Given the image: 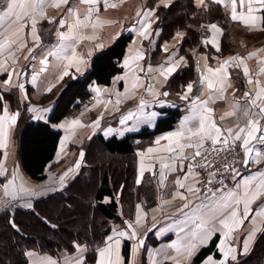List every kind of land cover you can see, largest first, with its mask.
<instances>
[{"label": "crops", "instance_id": "0c3cea01", "mask_svg": "<svg viewBox=\"0 0 264 264\" xmlns=\"http://www.w3.org/2000/svg\"><path fill=\"white\" fill-rule=\"evenodd\" d=\"M147 1L148 0H107V4L109 6L106 7L105 0H95V3L91 5L81 3L80 0H70L68 5L62 4L59 7H54V0H45L42 10L47 19L42 20L39 16H37L38 23L36 28L37 33L41 37L39 44H36L30 35V19L25 17L22 23H25L26 26L23 29L17 46L12 48L11 56H9L8 51H5L2 55H0V59L5 60L7 64L6 72L13 73L11 77V84L6 86L3 82L9 77L6 75L5 71H0V94L3 92L9 94L11 93L15 96V101L18 102V104L13 102L12 105L7 100H3L2 109L0 111V115H3L4 105L6 104L9 114H17L16 124L10 128L8 146L6 148H0V161H3V169H0L3 171V175H0L3 178V181L0 184V212L6 209L10 210L15 207H19L21 209H31L36 199L61 191L65 186H67L85 164L83 159L84 149H80V152L76 156L74 155V160L71 161V163H65V165L63 163V160L68 156V152L63 153L61 149V141H65V137L63 138V129L60 127V124L65 120V118L56 124H52L54 128L61 130V136L53 159L45 167L46 177L44 179L36 180L31 178L24 171L17 154L18 133L23 122H26L27 120L45 121L52 110L55 99L49 100L46 103H40L39 99L42 95L52 93L54 88H56V85L61 81L59 76L63 71V65L66 63V60L58 59L56 55H49V53H60V50L64 47V45L71 43V41H61L59 39L58 32L67 33L69 31L68 24H72L77 16L81 20H84L87 17L91 21H94L98 16L101 21H105V23H102L96 28H93L91 23H89L87 27H81L78 29V34L80 36L94 38L81 39L79 43L75 44L77 53L83 57L87 63L81 65L82 72H77L75 68L69 69L68 76H72L74 78L85 74V72L89 69L92 56L96 52L109 46L115 40L113 37L116 38L121 33L132 34V39L126 46L125 54L120 62L122 72L115 76L125 77V79L117 81L120 85L114 87L116 89L105 88V86L98 87L101 89L99 97H97L96 92H91L93 94V98L95 97L94 101L99 100V103L101 104H99L100 106L98 105L99 107L97 106L99 111L95 110L97 112L96 115L92 117L93 120L87 125L89 127L92 126L90 124H93V122L99 118V126L94 127V130L89 129L88 133L84 134L87 142L94 134L97 133L102 134L106 138L111 136L121 137L127 133L137 132L144 126L152 127L156 123L157 119L164 115L163 110L167 108H178L181 111V116L174 123V126L171 129L150 137V142L145 149H136V177L133 188L134 197L129 202L124 201L118 203L117 218L110 222V230L106 235L103 244L96 249V255L93 261H86V246L83 244H76L74 250L70 252L67 250H61L55 254L47 251L28 249L25 252L27 264H52V262H55V264H70V261L77 258L81 259V264H96V260L99 258V249L106 246L108 236L114 235L113 229L124 230L128 231L129 234L131 233L132 229L127 227L125 221L132 223L135 226L137 205H140L142 223L137 229V240L134 241L130 238H121L120 253L123 264L125 262L123 252L125 242H127L128 247L127 264H177V262H179V264H194L193 258L196 253L202 247L207 246L214 235L218 236L215 248L217 253H219V257L211 252L196 264H203L209 255L213 257V260L222 259V253H220L218 249V244L223 238L222 227L219 225V219H222L225 215H227L228 210H221L217 213H212L209 212L208 208H202L200 205L203 203L204 205L211 206L212 203L219 201L222 197L226 196L228 190L235 189L236 184L244 177L252 175L256 172H264V158H261L259 161H250L248 165L242 164V167L238 170L240 172V176H238L235 181L232 178L227 179L226 182L220 186L219 191L216 192L215 196L210 193L204 197H199L196 194L187 192V188L195 184L197 175L188 176V178L183 181L185 184L183 189H177V186L174 183L177 177H182L183 173L187 171L186 165L188 161H185V168L183 171L179 169L178 165V170L176 172L168 173V178L165 181V185L162 187L159 183V162L155 160H145V163H150L152 167L150 170H146L143 176L140 177L141 182L139 184L136 183L142 159L138 153H146L147 148L155 146L154 141L157 137L177 129L180 122L189 116L191 99L193 97L199 96L201 100H206L209 95H212L213 100L209 102L208 107L213 109V119L217 122L218 126L222 128L232 127L235 129L237 124L243 126L246 123V119L242 115V109L246 103V98H244L245 91H250L253 95L255 92L254 84L248 83L249 77H251L253 81L259 79L262 85H264V74L259 77L256 76V72L259 69L258 61L260 58H264V51L258 52L256 57L247 59V54L249 52H255L254 49H249L248 52L246 50L244 53L249 70L250 67L254 68L249 71V77L244 75L242 68V75L240 76L244 79H242L243 83H240V76L237 75L235 77L232 74V64L229 67V79L227 82L231 86L225 87L223 100L217 98L215 92L213 90H209L206 84L203 86L200 84V76L205 68V64L212 68L219 67V64L223 60L227 59L229 55H213V60L210 61L204 52L201 54L199 51L198 55L195 54L194 56L197 63V72L195 78L190 81L193 85V89L192 92L189 93V99H180V97L184 94L188 83L180 92H178V96L174 98V91L170 86H168V81L165 82L164 78L159 75L157 69L161 65L167 67L169 63H176L177 61H180V58L183 57L179 53L180 44L179 42H176L174 45L169 44L172 42L171 40L162 42L160 44V54L157 53L159 55L156 57L157 54H154L158 43L156 30H159L155 27L157 21L156 8L160 5V0H157L153 6H148ZM194 2L197 5H200V0H194ZM112 4H115L116 6L111 7L110 5ZM221 4L226 8V11L231 17V8L230 4L227 3V0ZM69 7L75 8V16L68 13L67 9ZM89 8L94 9L91 17H88ZM148 9H155L153 15L149 17V22L152 24L151 31L153 34L148 40H144L138 36L135 30L129 29H133V26L138 19L137 13L140 12L142 14ZM52 18H54L53 23H49L48 19ZM60 19H64L66 24L60 25ZM107 21H111V23H107ZM234 22L248 31L261 30L259 26L256 29L249 30L241 22ZM6 23L7 22L0 23V28L6 27ZM206 31H208L207 35L202 39V43L204 44L205 41L211 39L213 36L212 31L209 29ZM117 33H119V35H117ZM217 39L219 41L218 36ZM21 44L24 46L20 47L19 45ZM206 44L211 45L214 49H216L212 44ZM97 45H102V47L98 48ZM29 48L32 49L31 52L28 51ZM165 48H167L168 51H164ZM136 49H140L144 53V58L133 65V67L136 68V75L140 77L144 86L131 89L132 76L128 69L123 67V61L127 56L134 54ZM258 49H264V43L260 44V48ZM89 53H91V55H89ZM61 54L71 55V49H66ZM45 58L47 59V63L42 64L41 61ZM13 61H15V63H13ZM252 64H254V66ZM184 65L185 61L183 58V61L180 62V67H183ZM41 68H43L44 71H41ZM141 69L143 70L141 71ZM149 69H151V71H149ZM33 75H36L35 82H32ZM114 78L106 87L115 83L116 80H114ZM21 83L24 84L23 92H21L18 87ZM149 84L154 86L153 92L145 90L146 86ZM240 84H244L245 87L241 88ZM49 87H51L52 90L46 91ZM126 87L129 91L126 95H124L126 93ZM104 89H107V91H104ZM156 92H160L161 95H156ZM163 92H167L168 95H162ZM111 93H115L113 95V99L110 97ZM117 93L122 95L117 97ZM28 95L34 96L35 100L31 101ZM118 98L121 101L119 104L116 103ZM141 100H144L147 103L141 106ZM108 101H111V103H107ZM236 101H239L241 110L237 111L235 116H224V113L233 110L231 106ZM105 103H107V107H105ZM90 105L88 107H90ZM19 106H22L23 111H26L25 114L27 117L24 116V121H20L19 115L16 113L20 109L17 108ZM30 107H34L37 110L48 108L49 111L46 113L39 111L30 112L28 110ZM255 111L258 112V109H255ZM151 113H156L155 117H152L150 115ZM41 115L44 116V119L34 118ZM221 116H224L223 120L220 119ZM261 122L264 123V119H262ZM75 130L77 131V129ZM89 132L91 133L89 134ZM257 135L259 136L260 133L258 132ZM161 143H166V141H161ZM254 147L264 153V145L256 144L254 142ZM191 151L193 150H186V153ZM81 152H83V156L80 155ZM5 153H7V155H5ZM241 157L243 160L244 153L242 149ZM77 160L80 161L79 169L70 173L69 176L65 178L62 186L60 183V176L63 175L69 168H74ZM53 164L59 165L52 168ZM9 181L12 183L9 184ZM6 184H8L9 193L7 195L5 194L4 188V185ZM21 186L29 190L30 194L21 193L19 191ZM177 191L183 193L186 199L181 200L179 196L174 197L173 193ZM28 204H30L31 207L26 206ZM184 204H188V208H184ZM259 204L260 201L254 202L252 205L253 211L249 214V218L242 226L233 231L232 239L229 240L228 243L237 249V260L235 262L229 261V264H235L239 259L247 255L251 251L257 236L264 230V222H261V218L256 216ZM242 211L243 206L241 205V215ZM202 218L207 220L209 228L214 229L212 231L211 238L205 244L199 245L190 259H186V253L183 251L182 245H184L189 239L190 231L196 230L195 226L201 222ZM254 219L255 226L259 227L262 231L256 234V238L253 242H250L249 251L245 254L243 252V238L254 226ZM181 228H183L184 231H180ZM139 240L144 241L143 245L133 251V244L138 243Z\"/></svg>", "mask_w": 264, "mask_h": 264}, {"label": "trees", "instance_id": "16d2710c", "mask_svg": "<svg viewBox=\"0 0 264 264\" xmlns=\"http://www.w3.org/2000/svg\"><path fill=\"white\" fill-rule=\"evenodd\" d=\"M154 4L155 0L147 1L148 6ZM205 4L209 6L197 5L194 0H174L169 8L162 5L156 8L159 19L155 27L159 34L154 54L160 52V44L169 40L177 30L184 31L179 53L186 62L167 82L175 89L195 78L197 67L190 51L192 46L199 45V51L204 52L210 61L213 55L224 56L228 50V28L235 22L221 3L218 5L206 0ZM213 22L222 28L219 51L200 43V27ZM131 39L132 34L121 33L109 46L96 52L85 74L69 80L59 91L47 120L23 122L18 133L17 154L24 171L31 178L42 180L46 177L45 167L57 150L61 130L52 124L87 103L92 82L109 85L122 72L120 62ZM0 96L3 97L0 111L3 100L13 105L11 93L3 92ZM163 113L152 127L144 126L134 133L108 138L95 134L85 147V164L61 191L36 199L31 209L15 207L1 211L0 264H27L25 252L28 249L55 254L61 250L70 252L76 244L85 245L86 261H93L96 249L103 244L110 230V222L117 218L118 203L129 202L134 197L137 142L171 129L181 116L178 108H167ZM2 181L0 176V184ZM217 239L218 236L214 235L209 244L196 253L194 264L211 252L219 257L215 248ZM127 248L125 242L124 264H127ZM235 264H264V230L257 236L251 251Z\"/></svg>", "mask_w": 264, "mask_h": 264}, {"label": "snow or ice", "instance_id": "6c2138e0", "mask_svg": "<svg viewBox=\"0 0 264 264\" xmlns=\"http://www.w3.org/2000/svg\"><path fill=\"white\" fill-rule=\"evenodd\" d=\"M45 0H0V23H6V27L0 28V55L5 51L9 52L11 56L12 48L17 46L18 41L21 38L23 29L25 28V23H22L25 17L30 19L31 33L33 40L36 44L40 42V35L37 33L36 25L38 23L37 16L40 19H47L43 12V5ZM70 0H54L53 6L59 7L60 5H68ZM81 3L94 4L95 0H80ZM225 2V0H210V3L220 4ZM227 3L230 4L231 8V20L241 22L247 29L253 30L258 26L261 30H264V0H227ZM174 4V0H160V5L164 8H169ZM105 6L107 0H105ZM115 7V4L110 5ZM200 6L207 8L209 5L205 4V0H200ZM239 7V10H238ZM69 14L76 15V10L74 7H69L67 9ZM94 12L93 8L88 9V17H91ZM155 9L145 10L142 14L137 13L138 19L136 20L133 29L135 30L139 37L144 40H148L149 37L153 34L152 24L149 22V17L153 15ZM159 17H157V20ZM54 18L48 19L49 23H53ZM60 25H65L66 21L60 19ZM91 23L93 28L100 26L105 21L97 16L94 21L89 20L87 17L84 20L79 19L77 16L72 24H68L69 31L58 32L59 39L61 41H71L64 45L61 48L60 53L50 52L49 55H56L58 59L66 60V63L63 65V71L60 73L59 79L63 80L65 76L69 75V69L75 68L77 72H82L81 65L86 64L87 62L81 57L76 49L75 44L79 43L81 39H92L94 37H83L78 34V29L81 27H87ZM111 23V21H107ZM213 33L211 39L205 41V43L212 44L217 51L220 50L219 41L217 39L218 35H222V30L217 24L212 23L207 26ZM156 34H159V30H156ZM119 35V33H117ZM177 36H183V33L177 32ZM115 39V37H113ZM23 47L24 45H19ZM97 47H102V45H97ZM66 49H71V55H62ZM29 52L32 51L31 48L28 49ZM164 51H168L167 48ZM264 51V49H258L255 52H249L247 54V59L256 57L258 52ZM91 55V53H89ZM144 58V53L140 49H136L134 54L127 56L123 61V67L128 69L131 73V89L137 87H143L140 77L136 75V68L133 67L136 62ZM244 57L240 55L230 56L227 59L223 60L219 67L212 68L205 64V68L200 76V84L203 86L206 84L209 90H213L216 94V97L223 100L224 91L226 86H231L228 84L229 79V67L235 63L236 67H242L244 75L249 77V68L245 63ZM183 61V57L180 58V61L176 63H169L167 67L161 65L157 71L159 75L164 78L165 82L168 81L169 77L177 71L180 67V62ZM15 63V61H13ZM42 64L47 63V59L41 61ZM259 69L256 72V76L264 74V58H260ZM138 67V65H137ZM7 64L5 60L0 59V71L6 72ZM143 69H141L142 71ZM41 71H44L41 68ZM151 71V69H149ZM6 75L9 77L4 80V85L8 86L11 84L12 72H6ZM125 79V77H115L114 80ZM36 75H33L32 82H35ZM249 84H254L255 92L254 95L250 91H245L244 98H246L245 106L242 109V115L246 119V123L243 126L237 124L236 128L228 127L222 128L218 126L217 122L213 119V109L208 107L210 101L213 100L212 95H209L208 99L201 100L199 96L193 97L191 99V106L189 109V116L182 120L176 130L168 132L160 137H157L154 141V147H149L146 150V153H138L141 156V163L139 168V176L136 183L141 182L140 177L143 176L146 170H150L152 165L146 164L145 160H155L159 162V183L163 187L165 181L167 180L168 173L176 172L177 166L183 171L185 168V161H188L186 168L187 171L183 173L182 177H177L175 184L177 189H183L185 187L184 180L191 175H199L194 171L195 168H206L210 167V163L207 160L208 153H219L222 151H235L236 147H239L243 150L244 158L241 161L243 165H248L250 161H259L261 158H264V153L259 149L254 147V142L256 144L264 145V85H262L259 79L253 81L251 77L248 79ZM21 92L24 90V84L18 85ZM193 85L189 83L184 91V94L180 97L182 100L189 99V93L192 92ZM52 88L49 87L46 91H51ZM148 92L154 91V86L149 84L145 88ZM94 91L97 93V97L101 94L100 88H95ZM107 91V89H104ZM129 89L126 87V93ZM134 94V92H133ZM119 97L120 93L116 94ZM156 95H161L160 92H156ZM162 95L167 96V92H163ZM26 98V97H25ZM3 97L0 96V100ZM100 101L98 100L97 103ZM121 101L118 98L116 103L119 104ZM107 103H111L108 101ZM105 103V107H107ZM147 103L144 100L140 101V105L143 106ZM162 103V101H161ZM232 111L224 113V116H235L237 111L241 110V105L239 101H236L232 104ZM258 109V112L255 111ZM30 112L39 111V112H48V108L35 109L30 107L28 109ZM4 114L0 115V148H6L10 139V128L16 124L17 114H9L7 105H4ZM152 117H155L156 113L150 114ZM224 116H221V120L224 119ZM34 118L44 119V116H38ZM75 126H83L79 119H73L69 122V128ZM92 126H99V118L93 122ZM63 127V125H61ZM260 133L258 136L257 133ZM67 140V137H65ZM161 141H166V143H161ZM210 142L211 148H205V143ZM219 145V148L217 147ZM64 147V140L61 141V149ZM193 150L187 152L186 150ZM155 154V155H153ZM7 155V153H5ZM83 156V152L80 153ZM201 158V163L196 164V158ZM80 161L77 160L74 168H69L63 175L60 176V183L63 186L65 178L69 176L70 173H73L76 169H79ZM225 171L230 170L232 173L231 178L235 181L240 172L237 168L232 167L228 163L223 164ZM0 169H3V161H0ZM220 173V170L217 169L215 172L209 173L208 183H212L213 178ZM0 175H3V171L0 170ZM12 182L9 181V184ZM221 185L224 184L223 178L220 181ZM5 194L8 193V184L4 185ZM19 191L21 193H29V190L20 187ZM212 192V189H208ZM219 189H216L215 192H212V195L215 196L216 192ZM189 193H199L200 188L196 187L195 184L187 188ZM173 196H179L181 200L186 199L183 193L177 191L173 193ZM260 201L258 210L256 211V216L261 218V222H264V172H256L252 175L244 177L236 184L235 189H230L227 191L226 196L222 197L221 200L212 203L211 206L200 205L202 208H208L209 212L217 213L221 210H228L227 215L222 219H219V225L222 227V239L218 244V249L222 253L223 258L219 260H213V257L209 255L203 264H229V261L235 262L237 260V249L228 243L232 239L233 231L240 226H242L245 221L249 218V214L253 211L252 205L254 202ZM190 203V202H189ZM243 206L242 215L240 214V206ZM31 207L30 204L26 205ZM188 204H184V208H188ZM137 215L135 217V226L132 223L125 221L127 227L132 229L129 234L128 231L116 230L113 229L114 235L108 236L106 240V246L99 249V258L96 260V264H123L120 253L121 238H130L132 240L138 239L137 229L142 223V216L140 214V205H137ZM254 226L248 232V234L243 238V252L246 254L249 251V244L253 242L256 238V234L262 231L259 227L255 226V219L253 220ZM196 230L190 231L189 239L187 242L182 245L183 251L186 253V259H190L195 253L199 245L205 244L210 238L212 231L214 229L208 227V222L206 219H201V222L196 224ZM180 231H184L183 228ZM144 241L139 240L138 243L133 244V251L137 250L143 245ZM55 264V262H52ZM70 264H81V259L77 258L70 261ZM179 264V262H177Z\"/></svg>", "mask_w": 264, "mask_h": 264}, {"label": "rangeland", "instance_id": "374dc122", "mask_svg": "<svg viewBox=\"0 0 264 264\" xmlns=\"http://www.w3.org/2000/svg\"><path fill=\"white\" fill-rule=\"evenodd\" d=\"M156 1L157 0H155V2ZM209 24H212V23H209ZM209 24L204 25V27L203 26L200 27V29H202V31L200 30L201 33H202L200 43L203 44V46H207L208 45L206 43L205 44L202 43L203 42L202 39L207 35L208 31H206V30L209 29L207 27ZM215 24H217V23H215ZM217 26L221 28V26L219 24H217ZM221 30H222V28H221ZM228 30H229V32H228V35L226 37V41H228L229 44H228V48H227L228 50H227V52L225 54V55H229L228 57H230V55L231 56L240 55L241 57L243 56L245 58L244 53H245L246 50H247V52H248L249 49H254V51H257L256 49L260 48V44L264 43V30L248 31L245 28H243L240 25L235 24V23L231 24V26L228 28ZM177 32H180V33L184 34L183 30H177L174 33V35L169 39V40L172 41L169 44H173L174 45L176 42H179V44L181 43L182 38H183L184 35L182 37L181 36H177L176 35ZM218 37H219V41H220L221 35H218ZM169 40H167V41H169ZM190 51L192 52V56H193L194 62H195L196 67H197V63L195 61L196 58L194 56H195V54L198 55L199 45L196 44V45L192 46ZM200 53L202 54V52H200ZM159 54H157L156 57H158ZM181 56H183V55H181ZM184 61L186 62V58H184ZM245 63L247 64L246 59H245ZM252 65L254 66V64H252ZM237 68L235 66V63H233V69L231 71H232V74L235 77L237 75L238 76L242 75V73H241L242 67H237ZM252 69H254V68L250 67V70H252ZM72 79H74V77H72V76L64 77L63 80H61L56 85V88H54L52 93H49V94H46V95H42L41 98L39 99V102L40 103H46L49 100L56 99L59 91L67 84V82L69 80H72ZM242 79H244V78L240 76V83H243ZM117 81L118 80H116L113 85H110L108 87H106L107 85H99V84H96L95 82H92L89 85V90H90V92H92V91L95 92L94 91L95 88L102 87V86H105V88H114V87H117V86L120 85V83L118 84ZM189 83L190 82H188V84ZM185 85H187V84L181 85L178 89H175L174 87L170 86L172 88V90L174 91V98H176L178 96V94H179L178 92H180L184 88ZM240 85H241L240 86L241 88L245 87L244 84H240ZM114 89H116V88H114ZM114 94L113 93L110 94L111 95L110 97L112 99H113V95ZM28 96H29L31 101L35 100L34 96H32V95H28ZM13 97H14V103L18 104V102L15 101V96L14 95H13ZM94 99H95V97L93 98V94L91 93V97L87 101V103H85L84 105H82L78 109H75V110L71 111L68 115H66L64 117L65 120L60 124V127H61V125H63V127H61L63 129V131H62L63 135H64L63 138L67 137V140L64 141V147L62 149L63 153L64 152H68V156L63 160L64 165H65V163H71V161L74 160V157L80 152V149H82V150L84 149V151H85V147L87 146L88 142L86 141L87 139L85 140L84 134H87L89 129L90 130L91 129L94 130V127H96V126H93V127L92 126H90V127L87 126L88 123L93 120L92 117L94 115H96V113H97L96 111H99L98 107L100 106L99 104H101V103H97V101H94ZM92 102H93V107H92ZM89 105H90V107H88ZM86 106L88 107V109H87ZM17 108L18 109L20 108L18 110V112H16L19 115L20 121H24L25 117H27V115L25 114L26 111L22 110V106H19ZM73 119H79L83 126H77V127L75 126V127L70 129L69 128V122L72 121ZM90 125H93V124H90ZM75 129H77V131ZM90 133L91 132H89V134ZM149 142H150L149 138L147 140H145V141L137 142V145H138L137 150L145 149V147L148 146ZM126 160L127 159H125V161ZM58 165L59 164H53L52 168H55ZM195 184H196V182H195ZM120 202H124V201H120Z\"/></svg>", "mask_w": 264, "mask_h": 264}, {"label": "built area", "instance_id": "2783aa9c", "mask_svg": "<svg viewBox=\"0 0 264 264\" xmlns=\"http://www.w3.org/2000/svg\"><path fill=\"white\" fill-rule=\"evenodd\" d=\"M219 148V145L217 146ZM205 148H211V143L206 142L205 143ZM207 160L210 163V167L206 168H195L194 171L196 173H199L197 175V181L195 186L200 188L199 193H195L199 197H204L214 191L216 189H219L221 185L220 181L223 178L224 183L226 182L227 179L231 178L232 173L230 170L225 171L223 168V164L226 162L232 167L237 168L240 170L242 167V157H241V148L236 147L235 151L227 150V151H222L219 153H208L207 154ZM201 158H196V161L194 163L199 164L201 163ZM217 169L220 170V173L217 174L214 178L212 183H208L209 181V173L210 172H215ZM208 189H212V192L208 191Z\"/></svg>", "mask_w": 264, "mask_h": 264}]
</instances>
